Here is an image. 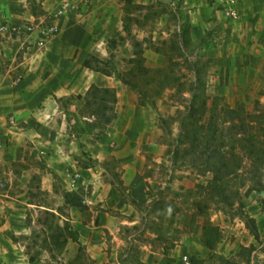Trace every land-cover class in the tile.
Wrapping results in <instances>:
<instances>
[{
  "label": "rangeland",
  "instance_id": "1",
  "mask_svg": "<svg viewBox=\"0 0 264 264\" xmlns=\"http://www.w3.org/2000/svg\"><path fill=\"white\" fill-rule=\"evenodd\" d=\"M91 1L27 0L29 12L34 13L38 20L24 19L22 24H16L1 12L2 20L10 26L14 24L22 28L21 31L10 30L2 35L20 37L26 45H34L38 33H29L25 26L36 21L41 26L50 20L55 21L58 27L56 34L46 39L42 47L37 44L43 51L49 46L50 70L46 75L55 79L64 72L69 73L71 79L84 71L101 73L86 67L84 60L92 56L102 60L112 59L116 72L104 75L118 83L116 88L113 87L116 92L122 87L125 91L123 96L131 94L135 98L138 110L127 112L128 116L121 120L117 114L109 126L101 129L95 118L90 120V112H84V101L75 98L77 94H72L58 99L60 110L56 112L55 119L59 123L56 124L61 127L63 121L62 128L71 133L83 128L93 130L89 136L93 143L109 127H113L120 136L116 144L127 136V129L133 136L131 138L137 140L146 133L153 148L151 151L142 150V155H145L146 165L150 168L149 176L154 180L145 182V199L138 201L122 180L120 163L114 157L103 162L108 170L106 179L133 206L134 212L121 214L103 208L118 218L119 230L115 234L108 229L100 232L97 238L107 245L103 246L105 259L97 262L86 246L80 253L76 251L66 255L49 250L51 234L57 232L64 236L69 232L62 229H65L67 214H70L71 192L56 174L54 190L42 192L38 175H33L29 200L52 209L57 217L45 221L41 208L28 207V233L18 235L17 241L22 243L28 257L29 254L36 255L37 260L31 262L29 259L25 264H141L149 250L156 259L162 258V261L155 260V264H171V261H163L164 256H178L185 252L197 254L194 250L199 241L202 242V228L211 221L221 223L222 237L207 255L201 257L197 254L200 258L198 264H264V155L251 156L243 141L250 137L258 146L264 147V66L256 71L251 69L248 53L237 52L236 48V52H232L231 45L237 40L225 41L232 33V25L225 26L219 21L211 27L207 22H199L193 17L197 7L192 3L153 0L147 8H139L137 4L129 6L126 0H94L99 10L93 20L83 19V4L87 2L91 5ZM90 10L91 6H88ZM182 18L185 19L183 22ZM125 19L131 25L130 32L124 29ZM181 27L189 29L190 42L187 45L179 37ZM133 36L143 43V64L149 69L151 79L139 80L147 91L143 101L138 92L123 82V78H131L130 72L135 66L132 62L135 56ZM224 42L229 48L227 55L222 56L220 51L224 49L220 50L219 46ZM225 57L231 71L222 69ZM18 59L16 56L14 62ZM19 74L23 78L22 71L14 72L12 83ZM197 75L200 81H197ZM94 84L108 87L101 82ZM193 105L200 109L195 117L202 124H208L213 117L225 134L224 145L218 148L235 165L223 179L227 198L215 191V172L204 163L205 157L198 151L201 145L195 149L192 144L183 141V119ZM213 105L217 108L214 112L210 110ZM225 107L240 108L244 121L239 117L226 120ZM233 124L238 127L231 129ZM238 138H243L242 142ZM39 157L45 164L46 159L41 153ZM89 161L92 163L93 158ZM26 162L12 163L11 167L18 171L23 164L35 165L37 157L26 155ZM160 173L166 177H161ZM5 178L6 173L0 170L2 188H7ZM15 182L13 191L28 190L20 187L18 180ZM85 214L89 217L92 213ZM113 240H118V245ZM68 243L75 241L69 238ZM0 264L6 263L0 260Z\"/></svg>",
  "mask_w": 264,
  "mask_h": 264
},
{
  "label": "crops",
  "instance_id": "2",
  "mask_svg": "<svg viewBox=\"0 0 264 264\" xmlns=\"http://www.w3.org/2000/svg\"><path fill=\"white\" fill-rule=\"evenodd\" d=\"M93 1L91 5H87V2L83 4L85 5L83 19L93 20L99 10L98 4ZM131 1L147 8L148 3L153 0ZM182 1L196 5L197 10L193 17L199 22H207L211 27L217 25L219 21L225 26L232 25V33L225 39L237 40L231 45L232 52L236 48L237 52L248 53L251 69L254 71L264 66V0H240L243 16L238 20L225 17L220 0ZM27 4V0H0V13L6 14L8 19L16 24H22L24 19L38 20L34 13L29 12ZM88 6H91L90 11ZM183 20L185 19L182 18V22ZM219 47L220 50L224 49L220 54L227 55L229 48L227 42ZM50 53L49 46L43 51L35 42L34 45L28 46L20 37L13 38L0 34V170L6 173L7 181V188H2L0 184V260L6 264L29 262L22 243L13 240V236L28 233V207L36 206L43 211L49 209L29 200L31 195L29 187L33 175H38L41 191L48 193L54 190L55 174L61 178L67 191L71 192L70 222L79 231L81 245L86 246L97 262L105 259L103 246L107 245L104 240L97 238L100 232L108 229L115 234L119 230L118 218L103 208L119 211L121 214L134 212L133 206L127 203L120 191L106 179L108 170L103 162L114 157L120 163L122 180L138 201L145 199L143 193L145 182L148 179L154 180L151 175L149 176L150 168L146 165L145 155H142V150L151 151L153 148L146 133L141 134L137 140L131 138L133 136L127 129L125 130L127 136H123L122 142L116 144L120 136L113 127H109L106 133L101 134L93 143L89 140L93 132L91 129H76L75 133H71L62 128L63 121L61 127L57 126L59 122L56 121L55 114L60 110L59 98L83 94L93 82H101V85L115 88L118 83L111 81V77L104 74L85 71L74 79H71L67 72L60 74L57 79L52 75L47 76V71L50 70ZM16 56L19 57V61L14 62ZM222 63L224 65L222 69L231 71L226 57L222 59ZM20 71L24 73L23 78L19 84L14 85L12 74ZM124 92L122 87L117 88L116 111L120 120L128 116V113L138 110L135 98L131 94L123 96ZM98 126L104 129L103 126ZM79 140L82 142L81 145ZM39 153L46 159L45 164L40 161ZM26 155H30L31 158L37 157V163L23 164L18 171L11 167L12 163H27ZM90 158H93L92 163L89 161ZM160 174L161 177H166L165 174ZM162 179L165 178L160 180ZM15 180L20 182V187L28 190L13 191ZM89 211L92 214L87 217L85 213ZM208 223L221 226L217 221ZM113 241L118 245V240ZM186 245L189 246V243L186 242ZM79 247L78 242L71 244L67 242L63 254L78 252ZM210 250L212 249L199 241L194 252L203 257ZM181 257V254L164 256L163 261L182 264ZM157 259L162 261V258ZM157 259L149 250L141 264H155Z\"/></svg>",
  "mask_w": 264,
  "mask_h": 264
},
{
  "label": "trees",
  "instance_id": "3",
  "mask_svg": "<svg viewBox=\"0 0 264 264\" xmlns=\"http://www.w3.org/2000/svg\"><path fill=\"white\" fill-rule=\"evenodd\" d=\"M130 5L133 4L131 0H126ZM136 7L142 8L143 5L137 4ZM129 15V13H128ZM129 18L127 17V20ZM127 20L125 19V31L130 32L131 25L128 24ZM179 37L184 45H187L190 42V35L189 29L186 27H181V32ZM133 46H134V55L132 58V62H135L134 68L131 70V78H123V82L129 84L130 87L139 93L141 101L146 98L147 91L144 88V85L139 84L140 78H144L147 81H151L149 78V69L144 66V56H143V43L139 41L136 37H132ZM94 60V61H93ZM95 63V65L93 64ZM84 65L93 69L95 71L101 72L106 75H112L116 72V68L113 64L112 59L109 60H102L101 58L92 56L90 58H86L84 60ZM104 65L107 68H103ZM198 72V71H197ZM149 79V80H148ZM200 81L201 78L197 75V81ZM146 86V84H145ZM79 100L84 101V112H90L91 115L95 117L97 122L107 127L109 126L116 118V99H117V92L116 89L113 87H99L96 84H91L90 87L86 90L84 94H77L74 96ZM60 99V98H59ZM205 109V106H203ZM202 108V107H200ZM200 109L196 106H192L189 114L183 119L184 123V142H189L192 144L193 148L199 149L200 145L201 148L198 150L203 157H205L204 163L210 168L212 171L215 172L213 178V185L215 186V191L220 196H225L224 194V177L231 173L234 164L227 160L225 154L218 148L221 145H224L225 134H223L222 128L219 127L217 124V119L214 120L213 117L209 119L208 124L201 123L198 118L195 117L196 111ZM210 110L212 112L216 111V105H213ZM203 111V110H202ZM223 112L227 115L226 120L240 118V120L244 121V117L241 116V109L239 108H230L225 107ZM224 119V121H225ZM244 124V123H243ZM238 127L236 124L230 126L231 129ZM245 129L244 125L241 126ZM231 131V130H230ZM233 133V132H230ZM243 138H238L240 142H242ZM244 146H246L249 154L251 156L260 155L262 157L264 155V147L258 146L256 142L252 141V138L248 137L244 139ZM252 141V142H251ZM248 142L250 145L247 146ZM258 160V159H257ZM135 203V202H133ZM45 217L47 221L52 220L57 217V214L50 209L44 210ZM70 214H67L66 217V226L65 229L68 230V234L64 235L62 233H53L49 236L51 238L52 244H50L49 250L50 251H58V254H62L63 250L68 242V239L71 238L75 242L80 244L79 253L83 250V245L80 243V234L79 231L74 228V226L70 222ZM58 227L59 224L57 225ZM51 227V226H49ZM222 233L221 229L217 225L206 224L202 228L201 240L202 242L209 248L214 249L217 243L221 240ZM13 240L17 241V237L13 236ZM254 248V246H252ZM78 253V254H79ZM29 259L31 262L37 260L36 255L29 254ZM79 255H77L78 258Z\"/></svg>",
  "mask_w": 264,
  "mask_h": 264
},
{
  "label": "built area",
  "instance_id": "4",
  "mask_svg": "<svg viewBox=\"0 0 264 264\" xmlns=\"http://www.w3.org/2000/svg\"><path fill=\"white\" fill-rule=\"evenodd\" d=\"M73 1V0H71ZM220 7L223 11L225 17L230 20H238L241 19L243 16V8L240 3V0H220ZM1 16V15H0ZM1 18V17H0ZM0 19V34L8 33V31H21V26H17L10 24ZM25 28L29 33L37 32L38 38L36 44L38 46L42 47L46 41V39H49L52 37L56 32L58 31V27L55 21L50 20L46 23V25L41 26V24L32 23L30 25H26ZM22 80V75L19 74L16 76V78L13 81L14 85L19 84V82ZM94 116L92 115L90 117V120H94ZM199 256L194 253L185 252L182 254L181 262L182 264H198L199 263Z\"/></svg>",
  "mask_w": 264,
  "mask_h": 264
}]
</instances>
